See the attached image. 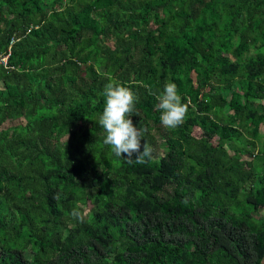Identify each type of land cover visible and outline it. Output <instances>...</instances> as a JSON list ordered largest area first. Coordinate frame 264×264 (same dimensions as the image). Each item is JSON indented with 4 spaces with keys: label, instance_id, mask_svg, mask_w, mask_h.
<instances>
[{
    "label": "trees",
    "instance_id": "obj_1",
    "mask_svg": "<svg viewBox=\"0 0 264 264\" xmlns=\"http://www.w3.org/2000/svg\"><path fill=\"white\" fill-rule=\"evenodd\" d=\"M7 53L0 264H264V0H0ZM110 78L139 97L147 163L103 143Z\"/></svg>",
    "mask_w": 264,
    "mask_h": 264
},
{
    "label": "clouds",
    "instance_id": "obj_2",
    "mask_svg": "<svg viewBox=\"0 0 264 264\" xmlns=\"http://www.w3.org/2000/svg\"><path fill=\"white\" fill-rule=\"evenodd\" d=\"M8 55L9 53L0 58L4 65ZM103 94L105 106L96 121L105 132L103 143L110 146L116 157H123L130 164L147 163L153 157V148L148 141L142 146L141 141L146 137L148 129L137 127L131 118L133 114L139 115L135 109L139 97L130 87L124 86L114 78L109 79ZM156 99L159 101L157 108L161 111L160 121L165 128L176 129L184 123L188 105L182 103L178 86L174 82H166ZM53 199L59 201L60 192H57ZM71 214L81 222L87 215L79 207L74 208Z\"/></svg>",
    "mask_w": 264,
    "mask_h": 264
},
{
    "label": "rangeland",
    "instance_id": "obj_3",
    "mask_svg": "<svg viewBox=\"0 0 264 264\" xmlns=\"http://www.w3.org/2000/svg\"><path fill=\"white\" fill-rule=\"evenodd\" d=\"M0 87H2V85H0Z\"/></svg>",
    "mask_w": 264,
    "mask_h": 264
}]
</instances>
